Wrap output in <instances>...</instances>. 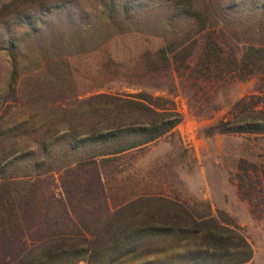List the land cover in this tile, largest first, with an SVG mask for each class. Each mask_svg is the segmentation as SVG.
Here are the masks:
<instances>
[{"label": "rangeland", "instance_id": "374dc122", "mask_svg": "<svg viewBox=\"0 0 264 264\" xmlns=\"http://www.w3.org/2000/svg\"><path fill=\"white\" fill-rule=\"evenodd\" d=\"M27 1L0 0V10L17 5L0 18V35L22 37L17 41L20 75L15 98L8 93L11 57L0 48V123L13 126L12 134L29 133L34 152L22 162L23 168L32 165L34 174L20 176L13 185L23 206L21 222L12 241H1L0 255L18 250L22 236L31 244L40 236L73 233L77 227L100 229L108 214L99 194V167L112 208L145 194L208 202L219 218L240 225L254 249L251 264H264V207L254 214L238 189L242 160L264 166V134L208 131L235 101L258 92L259 78L226 82L224 72L210 83L196 73L182 83L177 78L176 86L171 77L150 72L143 63L146 53L175 39L195 41L196 62L211 31L227 52L234 48L239 55L251 44H264V0H184L201 11L206 22L202 31L189 17L169 23L173 0H134L132 17L125 21L118 5L123 0H72L45 14L40 11L43 5ZM52 3L61 6L63 0ZM26 15L43 20L41 33L30 30L23 21ZM141 90L173 91L183 121L158 140L106 163H74L75 155L67 149L69 137L98 119L99 102L90 98ZM47 133L53 134L47 163L43 174L35 175V153L41 155Z\"/></svg>", "mask_w": 264, "mask_h": 264}, {"label": "trees", "instance_id": "16d2710c", "mask_svg": "<svg viewBox=\"0 0 264 264\" xmlns=\"http://www.w3.org/2000/svg\"><path fill=\"white\" fill-rule=\"evenodd\" d=\"M132 1L118 2L124 21L132 17L131 7H136L130 6ZM71 2L63 0L61 6L53 4L52 0L26 3L43 5L40 11L45 14L65 8ZM173 2L170 24L177 17H189L197 21L198 31L206 28L201 11L190 2ZM16 6L6 4L0 10V18ZM25 19L31 31H43V20L39 16L26 15ZM19 38L0 35V48L10 55L13 66L8 86L12 98L16 97L20 75L17 41L22 37ZM194 49L195 41L168 40L164 46L146 53L143 63L150 72L171 77L176 86L177 78L182 83L183 78H191L196 73L210 83L216 82L213 79L222 77L224 72L226 82L257 76L258 92L235 101L227 115L208 131L264 134V44H251L239 55L234 48L227 52L216 31H211L196 62L192 60ZM172 94L173 91L155 94L141 90L128 94L102 93L90 98L99 102L95 111L101 114L98 113L94 124L69 137L67 149L75 155L74 163H106L112 157L145 147L175 129L184 115ZM209 94L214 95V92ZM13 130V126L0 123V244L3 239L12 241L21 222L23 206L18 204L13 185L20 176L34 174L30 170L32 165L22 167V162L34 154L27 140L29 133L12 134ZM44 137L41 155L37 157L35 153V175L43 174L41 168L47 163L53 134L47 133ZM19 165L22 168H17ZM96 178L108 214L100 229L90 231L77 227L73 233L60 231L40 236L31 244L22 236L19 249L11 255H0V264H251L254 249L240 225L219 218L210 203L145 194L126 199L112 208L104 173L99 167ZM238 189L252 205L254 214L263 210L260 207H264V166L242 160Z\"/></svg>", "mask_w": 264, "mask_h": 264}]
</instances>
